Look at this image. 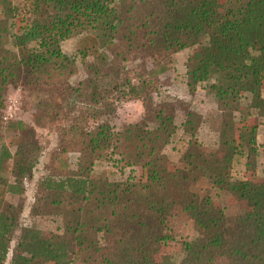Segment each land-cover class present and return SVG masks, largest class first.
I'll return each instance as SVG.
<instances>
[{
  "label": "trees",
  "instance_id": "obj_1",
  "mask_svg": "<svg viewBox=\"0 0 264 264\" xmlns=\"http://www.w3.org/2000/svg\"><path fill=\"white\" fill-rule=\"evenodd\" d=\"M14 1L0 0V116L8 87L31 88L36 108L65 122L57 151L76 158L47 167L36 184L29 216L61 223L60 233L42 231L20 226L22 205L6 199L32 179L36 143L20 138L14 152L0 145V264H174L167 222L177 213L196 232L182 242L179 264H264V171L252 179L264 121V0H28L31 18ZM77 35L87 66L71 85L76 59L57 45ZM193 46L186 87L213 95L214 148L197 140L202 116L191 105L157 100L172 57ZM139 59L145 73L134 67ZM130 101L142 103L141 119L116 128L118 104ZM177 132L188 139L179 165L164 152ZM237 155L241 178L231 173ZM100 161L137 174L112 181L96 171ZM202 181L238 206L230 222L211 194L193 190Z\"/></svg>",
  "mask_w": 264,
  "mask_h": 264
},
{
  "label": "rangeland",
  "instance_id": "obj_2",
  "mask_svg": "<svg viewBox=\"0 0 264 264\" xmlns=\"http://www.w3.org/2000/svg\"><path fill=\"white\" fill-rule=\"evenodd\" d=\"M15 4L20 6L21 14L30 17V3L28 0H15ZM118 1L114 0V6H117ZM19 23L13 28L17 31ZM83 37L77 35L58 43V48L66 55L76 59L77 71L70 78V84L76 85L84 79V71L87 66L86 63L80 61L78 51L83 47ZM12 49L11 43L7 45ZM197 50V46L189 47L179 51L172 57V63L168 66L167 71L159 77L160 95L157 100L163 96L171 97V99L178 102L177 108L179 110L187 109L186 106L191 105L202 116V122L197 132V140L205 148H214L217 144L218 128L220 124L219 113L213 98V95L207 88L198 86L193 93H189L186 87V62L192 58ZM89 62V68L93 64V59L88 56L85 59ZM144 60H137L135 62V69L145 73ZM264 95V86H263ZM35 92L31 88L25 86L8 87L4 92L3 106L0 116V145L4 144L11 152H14V143L20 138H29L36 143L37 151L34 153L36 157V165L33 170V177L31 180L24 182V193L20 197H11L7 195V200L13 204L22 205V213L19 219L20 226L35 227L42 231L61 232V223L56 219H40L31 218L29 210L34 202L36 194V184L45 172L47 167H52L54 164L66 162V164L73 166L76 154H61L57 151L58 143V129L65 123L60 114L44 115L42 109L36 108L34 96ZM79 102V101H78ZM182 102L183 104H180ZM8 106H12L13 118L5 121L3 115ZM118 114L113 119V123L118 128L123 122H135L141 119L143 113V105L140 101H130L118 104ZM181 121V115L176 119L177 124ZM264 122V121H263ZM24 130V131H23ZM187 137L177 132L166 146L164 152L169 159L176 165H179L180 155L183 153ZM256 142L260 156L256 171L252 174L254 182L262 180L264 171V123H262L256 133ZM243 150V149H242ZM11 162L6 165V170L3 175L10 178ZM114 161H100L96 163V171L105 170L108 177L112 181L125 180L128 177L134 178L136 176V169L130 170L122 168ZM244 171V156L237 155L234 158L232 167V176L234 178H241ZM196 192H207L213 196L224 209L228 222L239 211L237 205L229 202V197L223 194L215 195L214 191L209 190V186L204 181L199 182L195 187ZM182 214V213H181ZM181 214H176L167 222V231L171 234L172 239L167 245V252L170 254L171 260L174 264H179L182 258L180 247L182 242H187L196 236V232L187 219H184ZM18 231L15 233L10 242V251L15 246Z\"/></svg>",
  "mask_w": 264,
  "mask_h": 264
},
{
  "label": "built area",
  "instance_id": "obj_3",
  "mask_svg": "<svg viewBox=\"0 0 264 264\" xmlns=\"http://www.w3.org/2000/svg\"><path fill=\"white\" fill-rule=\"evenodd\" d=\"M11 107L12 106H8L7 110H5V112H4L3 119L5 121L13 118V111L11 110Z\"/></svg>",
  "mask_w": 264,
  "mask_h": 264
},
{
  "label": "crops",
  "instance_id": "obj_4",
  "mask_svg": "<svg viewBox=\"0 0 264 264\" xmlns=\"http://www.w3.org/2000/svg\"><path fill=\"white\" fill-rule=\"evenodd\" d=\"M263 90V89H262ZM262 95H263V91H262ZM263 97H264V95H263ZM264 123V122H263Z\"/></svg>",
  "mask_w": 264,
  "mask_h": 264
}]
</instances>
